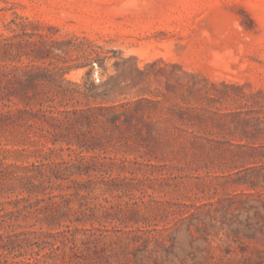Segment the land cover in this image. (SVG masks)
<instances>
[{
  "label": "rangeland",
  "instance_id": "374dc122",
  "mask_svg": "<svg viewBox=\"0 0 264 264\" xmlns=\"http://www.w3.org/2000/svg\"><path fill=\"white\" fill-rule=\"evenodd\" d=\"M12 33L23 42L16 47L20 61L32 60L55 74L53 85L38 88L39 96L51 95L55 104L109 105L163 92L170 101L162 105L168 106L182 103L184 93L205 115L189 127L199 144L176 137L166 146L159 135L151 138L133 126H89L101 136L93 153L105 157L102 173L112 179L108 189L82 203L107 207L102 223L112 229L104 234L114 240L106 248H72V264H264V182L252 170L264 159L228 144L239 139L218 133L217 117L203 111L264 106V0H0V35ZM83 81L88 94H112L104 101L87 99L73 84ZM10 105L23 106L16 99ZM26 116L0 123V161L41 160L35 146L17 139L26 130ZM42 119L28 130L44 142L42 134L56 128ZM1 188L0 232L16 235L0 244V259L46 250L44 238L29 232L40 223L30 227L34 220L25 212L5 214L36 196L17 202L27 193Z\"/></svg>",
  "mask_w": 264,
  "mask_h": 264
},
{
  "label": "trees",
  "instance_id": "16d2710c",
  "mask_svg": "<svg viewBox=\"0 0 264 264\" xmlns=\"http://www.w3.org/2000/svg\"><path fill=\"white\" fill-rule=\"evenodd\" d=\"M17 36L16 33L0 35V123L11 119L15 114H26L23 122L26 130L22 131L17 139L21 143L35 146L33 150L40 154L41 160L30 164L0 161V185L2 190L27 193V196L17 197V202L28 201V197L36 196V199L22 207L16 206L13 210H6L5 214L19 215L25 212L34 220L30 227L40 223L38 228L29 232L44 238V242L49 246L43 252L38 250L28 257L20 258L17 253L11 254L10 258L4 255L7 258L0 259V264H52L58 259L61 264H72L69 261L73 258L72 248L82 249L90 243L93 244L94 250L97 249L98 243H102L103 248H106L107 244L114 240L113 236L104 234V231L112 229L106 228L102 223V213H107V207H83L82 203V199H87L90 195L98 196L100 192L108 189V182L112 179L106 171L102 173V168L107 163L100 159L105 157L93 153L97 143L101 141V136L92 134L89 126L99 123L104 128L120 130L125 126H133L137 130L144 129L151 138L159 135L162 138L159 141L166 146H170L171 138L176 137L199 144L196 139L200 136L189 127L195 120L204 119L205 115L191 106V98L184 93L181 94L182 103L170 102L168 106L162 105L164 101H170V96L163 92L155 94L154 97L142 96L126 103L112 102L109 105L99 102L81 108H67L65 104H55L51 95L41 97L38 94L41 85L51 86L55 83V74L45 66L32 63V60L20 61L21 53H18L16 47L22 46L23 42L15 41ZM59 69L62 72L64 70L62 67ZM68 69L69 67L65 71ZM73 84L86 94L87 99L92 98L94 101L107 100V95L112 94V89L103 94H88L85 81ZM13 99L23 106H11ZM32 101L39 104L35 110L29 107ZM203 111L217 117L214 118V125L221 130L218 133L230 134L239 139L238 143L232 139L226 140L228 144L246 147L253 155L258 154L264 159V143L255 144V141L264 139V106L224 114H214L205 108ZM153 113L157 114L153 116ZM39 118L50 122L56 128L53 131L46 130L42 134L44 142L33 139L34 135L28 130ZM206 140L220 142L214 138ZM200 145L204 144L201 142ZM252 170L264 182V163ZM74 199L77 201L75 204ZM97 210H101V213L97 214ZM257 213L262 214L259 209ZM75 221L83 225L76 226ZM86 223L90 226L85 227ZM190 225L189 223L186 227L189 232ZM174 228L173 225L165 227L168 230ZM24 231L27 230L17 233L22 234ZM15 235V232H0V244L11 242ZM59 235L61 239H58Z\"/></svg>",
  "mask_w": 264,
  "mask_h": 264
}]
</instances>
